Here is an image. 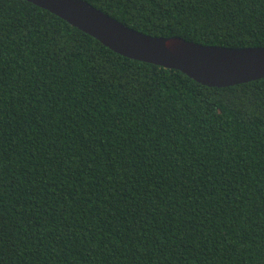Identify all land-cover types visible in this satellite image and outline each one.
<instances>
[{
    "label": "trees",
    "instance_id": "obj_1",
    "mask_svg": "<svg viewBox=\"0 0 264 264\" xmlns=\"http://www.w3.org/2000/svg\"><path fill=\"white\" fill-rule=\"evenodd\" d=\"M85 1L264 47V0ZM0 264H264V78L207 87L0 0Z\"/></svg>",
    "mask_w": 264,
    "mask_h": 264
},
{
    "label": "water",
    "instance_id": "obj_2",
    "mask_svg": "<svg viewBox=\"0 0 264 264\" xmlns=\"http://www.w3.org/2000/svg\"><path fill=\"white\" fill-rule=\"evenodd\" d=\"M49 11L113 52L181 71L207 87H231L264 78V47L204 46L179 37H152L85 0H25Z\"/></svg>",
    "mask_w": 264,
    "mask_h": 264
}]
</instances>
